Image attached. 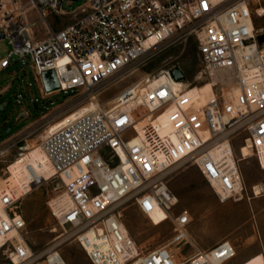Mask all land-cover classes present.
Listing matches in <instances>:
<instances>
[{
    "label": "built area",
    "instance_id": "built-area-1",
    "mask_svg": "<svg viewBox=\"0 0 264 264\" xmlns=\"http://www.w3.org/2000/svg\"><path fill=\"white\" fill-rule=\"evenodd\" d=\"M64 1L0 0V34L14 47L0 59V72L18 56L32 61L42 98L53 94L46 91L43 73L55 70L60 88L54 93L75 92L89 101L96 94L99 102L94 111L55 125L76 109L70 106L47 125L42 147L49 178L26 163V176L16 188L8 174L0 191V254L9 264H68L60 247L73 241L92 264L230 262L237 251L229 239L189 255L176 251L192 245V218L178 209L169 177L192 165L221 202L241 201L248 191L240 168L244 156L237 150L247 146L264 169V28L257 27L250 1L88 0L72 12L62 8ZM32 11L47 27L44 39L36 37L28 18ZM52 14L74 21L55 30L48 21ZM181 36L196 40L201 61L196 82L213 84L212 99L199 105L186 93L190 83L178 93L170 82L157 84L160 74L174 79L171 67L129 84L108 106L100 103L108 81ZM17 103L22 104L21 95ZM162 117H167L166 127L159 122ZM57 181L68 201L56 210L50 202L49 207L63 231L37 256L21 204ZM128 204L152 221L154 212L163 213L162 224L172 227L167 244L143 249L135 241L124 221Z\"/></svg>",
    "mask_w": 264,
    "mask_h": 264
},
{
    "label": "rangeland",
    "instance_id": "rangeland-1",
    "mask_svg": "<svg viewBox=\"0 0 264 264\" xmlns=\"http://www.w3.org/2000/svg\"><path fill=\"white\" fill-rule=\"evenodd\" d=\"M86 1L88 0H65L62 8L67 12L76 11ZM249 1L254 12L257 8L264 7V0ZM29 19L33 23L36 37L44 39L48 30L43 19L36 11L30 12ZM255 20L258 28H264V17L255 14ZM48 21L58 30L71 24L74 19L71 16L58 17L52 14ZM260 40L264 41V37ZM13 49L10 39H1L0 59L8 57ZM175 66L181 68L185 76L184 82L192 84L187 93L200 85L196 82V76L201 69V61L193 36H181L134 63L122 75L108 81L104 87L109 89L100 94L98 99L103 106H108L110 100L129 84L147 74L158 75ZM35 77L32 61H21L18 56L11 57L10 66L0 72V151L6 150L0 155V180L8 176L6 169L20 152H25V148L33 143L42 144L45 130L52 118H61L70 106L76 108L57 121L56 125L88 104L87 95H77L75 92H56L42 98ZM18 95H21L22 104L17 103ZM47 111H51L50 116L42 118V114ZM237 153L241 154L239 150ZM242 160L240 168L248 198L241 201L221 202L195 166H182L169 177V184L180 199L178 209L186 210L192 218V245H186L182 250L174 247L179 254L189 255L198 249L208 250L218 242L229 239L235 244L237 251V256L229 264H238L244 260L240 263L242 264L255 256L264 255V190L259 196L254 195L252 190L255 184L264 187V169L260 168L251 153L247 159ZM61 192L62 187L58 181L50 182L22 201L21 211L27 222L28 241L37 256L42 255L63 231L49 207V202ZM123 214L130 234L143 249L167 244L172 236L171 225L168 222L162 224L161 211L152 214V221L140 214L135 206L128 204L123 209ZM60 251L68 264H92L78 242L65 243ZM0 264H9L2 254ZM35 264L46 263L40 260Z\"/></svg>",
    "mask_w": 264,
    "mask_h": 264
},
{
    "label": "bare ground",
    "instance_id": "bare-ground-1",
    "mask_svg": "<svg viewBox=\"0 0 264 264\" xmlns=\"http://www.w3.org/2000/svg\"><path fill=\"white\" fill-rule=\"evenodd\" d=\"M254 13L260 17H264V7L257 8V10ZM28 18H29V16H28ZM251 22H252L251 27L256 30V26L253 23V20ZM261 31H264V29H262ZM158 78H160V79L157 81V84H159L163 81L170 82L173 90L176 91V93H178L179 91H181L183 89V87L188 85V83H185L183 81L176 80V79H170L168 77H165L164 74L158 75L156 77V79H158ZM52 93H54V92H52ZM186 93H187V90H186ZM188 93H189V95L195 96L198 99L199 105H204L210 99H212L215 95L213 84L210 82L200 84V85L196 86L195 88H193L192 90H189ZM92 96H94V94H92ZM95 99H97V95L95 96ZM95 99L88 101L87 105H84V106L78 108L77 110H75L71 114L70 119H77L81 116L86 115L87 113H89L91 111H94L99 104V102ZM114 99L115 98L110 100V103H112V101ZM159 122H160V124L163 125V127H166L168 125L167 117H162ZM5 151L6 150H1L0 155H3L5 153ZM25 151L26 152L23 154L24 155L23 157H18L15 161L10 163L6 169V173L10 174L9 178H10L12 185L16 188L21 186L22 181H23L24 177L26 176V163L32 164L36 168L37 172L46 178H49L50 174H51V171L48 169L49 168L48 165H46V154L43 150L42 144H39V143L34 144L33 143L30 146L26 147ZM240 153H241L242 157L244 156L243 159H247L249 157L251 151L247 146L244 145L242 147V151H240ZM251 156H252V153H251ZM41 163L43 164L42 166H41ZM7 177H5V178L2 177V180H0V191L2 189H4V187L6 185ZM77 186H79V185H75V187H77ZM252 190H253L254 195L259 196L262 194L264 187L261 184H255L253 186ZM67 201H68L67 195L60 194V195L56 196L55 198H53L52 201H50V205L53 207V209L56 210L58 208L65 206ZM242 264H264V255L261 254V255L255 256V257L247 260L246 262H244Z\"/></svg>",
    "mask_w": 264,
    "mask_h": 264
},
{
    "label": "water",
    "instance_id": "water-1",
    "mask_svg": "<svg viewBox=\"0 0 264 264\" xmlns=\"http://www.w3.org/2000/svg\"><path fill=\"white\" fill-rule=\"evenodd\" d=\"M74 1H77V0H74ZM3 38H4V36L2 34H0V40ZM171 75L176 80L184 81V79H185V76H184L181 68L178 66H175L171 69ZM43 81H44V84L46 87V91L48 93L55 92V91L59 90V88H60L59 81H58L55 70L45 71L43 73ZM1 109H3V107H1Z\"/></svg>",
    "mask_w": 264,
    "mask_h": 264
},
{
    "label": "crops",
    "instance_id": "crops-1",
    "mask_svg": "<svg viewBox=\"0 0 264 264\" xmlns=\"http://www.w3.org/2000/svg\"><path fill=\"white\" fill-rule=\"evenodd\" d=\"M256 198V197H254ZM213 247V246H212ZM248 259V258H247ZM246 260V259H245ZM233 260H231L230 262H232ZM244 260H242L241 262H243ZM230 262L226 263V264H229ZM241 262H239L238 264H240Z\"/></svg>",
    "mask_w": 264,
    "mask_h": 264
}]
</instances>
